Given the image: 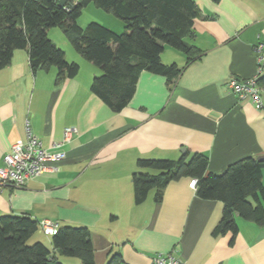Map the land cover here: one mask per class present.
<instances>
[{
    "label": "crops",
    "instance_id": "obj_1",
    "mask_svg": "<svg viewBox=\"0 0 264 264\" xmlns=\"http://www.w3.org/2000/svg\"><path fill=\"white\" fill-rule=\"evenodd\" d=\"M195 2L200 14L186 41L200 56L185 64L182 52L165 45L162 62L176 63L180 73L169 80L141 71L133 96L118 112L90 90L100 68L76 52L58 27L49 28L48 36L67 60L79 63L75 76L56 81L55 67L33 71L27 49L14 50L0 69V165L12 143L26 138V124L48 149L65 128L76 131L58 148L62 158L48 163L55 169L22 186L0 188V215L87 226L95 264H105L114 252L125 264H150L166 252L183 264H264V234L258 237L264 226L235 215L233 240L229 231L215 234L224 204L200 198L191 177L171 180L158 201L152 188L142 203L134 202L132 173H156L138 167L139 158L202 153L207 171L220 174L243 157L264 156V105L240 100L227 86L230 76L256 73L253 49L264 46V0ZM260 181L264 187V167ZM33 237L50 246L39 227ZM55 255L64 264H81L77 257Z\"/></svg>",
    "mask_w": 264,
    "mask_h": 264
},
{
    "label": "trees",
    "instance_id": "obj_2",
    "mask_svg": "<svg viewBox=\"0 0 264 264\" xmlns=\"http://www.w3.org/2000/svg\"><path fill=\"white\" fill-rule=\"evenodd\" d=\"M90 3L121 19V33L96 21L79 25L82 9ZM199 14L195 0H67L63 6L58 0H0V69L10 63L14 50L21 48L27 49L33 71L53 66L56 81L75 76L79 63L67 60L64 50L48 36L49 28L58 27L76 52L100 68L90 90L118 112L133 96L141 71L162 74L169 80L180 73L176 63L162 62L165 45L182 52L185 64L200 56L201 50L186 41L193 35V22ZM257 82L264 97V71ZM185 153L176 160L139 158L138 167L156 173H132L134 202L142 203L152 188L158 201L171 180L191 177L200 198L224 204L215 234L229 231L233 240L238 231L235 215L264 226L260 181L264 161L260 157H243L216 174L207 171L205 154ZM38 227V221L26 214L0 215V264H64L55 252L77 257L81 264H95L87 226H59L50 236V246L40 240L29 242ZM105 264L125 263L121 254L114 252Z\"/></svg>",
    "mask_w": 264,
    "mask_h": 264
},
{
    "label": "built area",
    "instance_id": "obj_3",
    "mask_svg": "<svg viewBox=\"0 0 264 264\" xmlns=\"http://www.w3.org/2000/svg\"><path fill=\"white\" fill-rule=\"evenodd\" d=\"M253 51L257 60L256 73L247 78L230 76L227 86L240 100H250L254 107L261 109L264 105L262 87L257 80L264 71V46L256 43ZM75 131L73 127L65 128L62 140L54 141L52 149H48L42 146L40 139L26 124V138L15 140L10 150L3 155L0 165V188L7 184L22 186L47 169H55L56 166L48 163L57 162L62 158L63 153L58 148L62 143L69 141ZM195 183L196 180L192 179L190 186L195 188ZM38 226L47 236H51L59 227L58 222L50 219L39 220ZM150 264H183V262L172 252H166L155 254Z\"/></svg>",
    "mask_w": 264,
    "mask_h": 264
},
{
    "label": "rangeland",
    "instance_id": "obj_4",
    "mask_svg": "<svg viewBox=\"0 0 264 264\" xmlns=\"http://www.w3.org/2000/svg\"><path fill=\"white\" fill-rule=\"evenodd\" d=\"M111 20H110V19ZM78 23L81 26H85L89 21H96L99 22L103 25L108 24V25H113L114 27L115 24H123L122 20L119 19L118 17L114 16L111 13H107L104 10L96 7L95 5H93L92 3L88 4L87 7H84L82 9L81 15L78 18ZM112 22H114L115 24H112ZM106 26V25H105ZM123 30V29H122ZM122 30H119V32L121 33ZM115 31V30H114ZM64 35V34H63ZM65 36V35H64ZM66 37V36H65ZM68 40V39H67ZM34 241V237L29 239V242H33ZM67 264H69V262L66 261Z\"/></svg>",
    "mask_w": 264,
    "mask_h": 264
},
{
    "label": "water",
    "instance_id": "obj_5",
    "mask_svg": "<svg viewBox=\"0 0 264 264\" xmlns=\"http://www.w3.org/2000/svg\"><path fill=\"white\" fill-rule=\"evenodd\" d=\"M66 1L67 0H58V4L63 6L66 4ZM184 150H185V148H181V151H184ZM260 159L264 161V156H261ZM263 234H264L263 232H260L258 237L262 236Z\"/></svg>",
    "mask_w": 264,
    "mask_h": 264
}]
</instances>
